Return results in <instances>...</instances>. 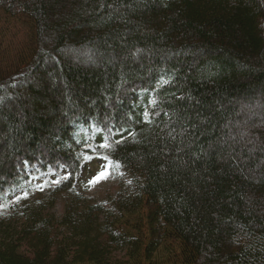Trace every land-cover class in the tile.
<instances>
[{"label": "trees", "instance_id": "obj_1", "mask_svg": "<svg viewBox=\"0 0 264 264\" xmlns=\"http://www.w3.org/2000/svg\"><path fill=\"white\" fill-rule=\"evenodd\" d=\"M0 12L32 26L0 74V202L69 175L0 210V264H264V0ZM84 155L125 173L106 202L71 194Z\"/></svg>", "mask_w": 264, "mask_h": 264}, {"label": "rangeland", "instance_id": "obj_2", "mask_svg": "<svg viewBox=\"0 0 264 264\" xmlns=\"http://www.w3.org/2000/svg\"><path fill=\"white\" fill-rule=\"evenodd\" d=\"M1 16L2 14L0 12V74L3 73V70L9 69L11 65H15L16 61H21L32 47L30 43L32 34L29 29L32 27L31 23L25 19L15 20L8 19L7 17L1 18ZM42 151L44 152V148H42ZM106 163H109V161L101 159L100 157H94L86 161L74 184L75 192L83 197L88 199L92 198L100 202L102 200H108L118 189L122 188L126 176L123 170L115 163H112L113 167L108 178L102 179L94 185H89L88 181L96 176ZM54 180L55 177L53 176L49 180H34L22 192H27V194L34 193L36 189H39L37 185H41L45 181H48V184L43 188L49 189ZM62 198L68 199V195L64 194ZM53 213L58 217L62 215L63 207L61 202L56 203L53 208ZM130 223L136 225L137 221H130ZM170 254L163 250L158 251L154 254V262L156 264H172Z\"/></svg>", "mask_w": 264, "mask_h": 264}, {"label": "snow or ice", "instance_id": "obj_3", "mask_svg": "<svg viewBox=\"0 0 264 264\" xmlns=\"http://www.w3.org/2000/svg\"><path fill=\"white\" fill-rule=\"evenodd\" d=\"M99 147L107 148L108 144L107 143L101 144ZM100 158L107 160V157H100ZM83 159H84V161H89V160L93 159V157L89 156V155H84ZM112 167H113L112 162L106 163L104 166H102L101 171L98 172L96 176H94L91 180L88 181L89 185H94L95 183H98L100 180L108 178V176L111 174V168ZM67 179H69V175H65L63 177H60V178L52 181V183L53 184H59L62 182V180H67ZM47 184H48V181H45L43 184L37 185V188L42 190L43 187L47 186ZM23 195L27 196V192L23 193ZM18 199H19V197H18Z\"/></svg>", "mask_w": 264, "mask_h": 264}]
</instances>
